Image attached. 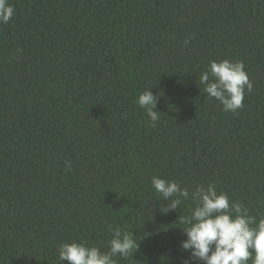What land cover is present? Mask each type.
Returning <instances> with one entry per match:
<instances>
[{
    "label": "trees",
    "instance_id": "trees-1",
    "mask_svg": "<svg viewBox=\"0 0 264 264\" xmlns=\"http://www.w3.org/2000/svg\"><path fill=\"white\" fill-rule=\"evenodd\" d=\"M9 3L14 15L0 24V264H68L61 243L106 252L107 224L138 241L117 264H203L180 247L178 216L192 200L161 214L170 201L153 176L190 193L214 184L264 217V0ZM225 59L242 61L253 83L235 113L200 84L209 61ZM148 89L156 127L136 103Z\"/></svg>",
    "mask_w": 264,
    "mask_h": 264
},
{
    "label": "clouds",
    "instance_id": "clouds-1",
    "mask_svg": "<svg viewBox=\"0 0 264 264\" xmlns=\"http://www.w3.org/2000/svg\"><path fill=\"white\" fill-rule=\"evenodd\" d=\"M14 7L9 0H0V24H7L13 17ZM189 43L184 41L185 46ZM211 78V79H210ZM204 92L217 100L225 112H237L243 108L245 92H251L253 83L244 70L242 61H209L206 71L200 75ZM138 107L149 117V126L156 127L160 112L156 110L157 96L150 89L138 95ZM152 187L164 201H170L161 214L176 210L191 199L194 207L188 214L178 216L185 225L180 247L190 253L193 262L203 264H264V217L259 220L249 215L248 209L238 201L230 200L216 186L197 185L190 193L176 181L153 176ZM107 223V222H106ZM112 233L108 251L84 243H61L57 246L58 259L68 264H117L116 257L127 259L138 250V241L132 232H122L119 227L107 224Z\"/></svg>",
    "mask_w": 264,
    "mask_h": 264
}]
</instances>
